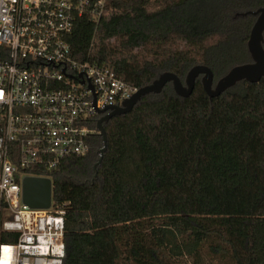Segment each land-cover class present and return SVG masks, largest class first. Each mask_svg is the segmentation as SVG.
<instances>
[{"label": "trees", "instance_id": "1", "mask_svg": "<svg viewBox=\"0 0 264 264\" xmlns=\"http://www.w3.org/2000/svg\"><path fill=\"white\" fill-rule=\"evenodd\" d=\"M260 7L264 0H107L98 26L78 18L68 42L75 60L139 89L164 72L184 81L196 65L217 81L251 62L255 17L243 15ZM89 125L85 155L27 171L52 180L65 211L63 264H264V78L214 99L201 78L187 98L171 83L144 96L104 124L96 172L103 141Z\"/></svg>", "mask_w": 264, "mask_h": 264}, {"label": "built area", "instance_id": "2", "mask_svg": "<svg viewBox=\"0 0 264 264\" xmlns=\"http://www.w3.org/2000/svg\"><path fill=\"white\" fill-rule=\"evenodd\" d=\"M106 2L0 0V264H63L65 211L53 201L25 205L22 181L29 170L51 172L85 155L90 122L109 113L98 111L139 91L113 69L72 56L75 22L98 26Z\"/></svg>", "mask_w": 264, "mask_h": 264}, {"label": "water", "instance_id": "3", "mask_svg": "<svg viewBox=\"0 0 264 264\" xmlns=\"http://www.w3.org/2000/svg\"><path fill=\"white\" fill-rule=\"evenodd\" d=\"M251 15L255 17L254 25L251 29L247 42L248 53L251 62L232 67L225 75L215 80L212 69L206 65L194 66L182 81L176 74L164 72L151 84L139 89L130 99L123 102L121 106L108 107L99 110V114L109 113L97 120V131L102 137L103 148L100 150V158L94 170L102 162L103 154L107 150V133L104 124L114 116H119L130 112L141 99L149 94H159L163 88L171 83L174 92L183 98L189 97L195 87L196 80L201 78V84L210 99L219 97L228 89L236 86L239 82L259 83L264 78V7L255 11H249L243 16ZM92 89V87H91ZM96 105V99L94 100ZM97 176V173L95 174ZM95 176V177H96ZM53 201V183L50 178L27 176L22 181V202L33 209H49Z\"/></svg>", "mask_w": 264, "mask_h": 264}, {"label": "rangeland", "instance_id": "4", "mask_svg": "<svg viewBox=\"0 0 264 264\" xmlns=\"http://www.w3.org/2000/svg\"><path fill=\"white\" fill-rule=\"evenodd\" d=\"M181 264H193V260L190 258L182 259ZM203 264H209V263L207 261H205V263H203Z\"/></svg>", "mask_w": 264, "mask_h": 264}]
</instances>
